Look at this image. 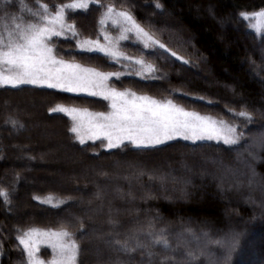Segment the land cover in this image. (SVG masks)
I'll list each match as a JSON object with an SVG mask.
<instances>
[{
	"label": "trees",
	"instance_id": "trees-1",
	"mask_svg": "<svg viewBox=\"0 0 264 264\" xmlns=\"http://www.w3.org/2000/svg\"><path fill=\"white\" fill-rule=\"evenodd\" d=\"M18 1L11 9H17ZM23 2L35 5V0ZM42 2L51 6L67 0ZM100 3L105 7L90 3L88 10L69 13V22H75L82 36L102 38L101 13L114 4L129 11L183 60L159 48L144 49L130 39L119 42L123 57H142L153 66L150 76H139L132 69L124 72L121 61L104 53L79 50L75 39H54L61 56L122 73L111 79L119 89L170 99L186 109L238 124L242 119L234 118L228 109L243 107L253 113L252 122L242 128L245 139L231 146L176 138L154 146L105 148L99 141L78 143L68 130L69 115L50 109L62 105L103 112L108 110L107 100L53 88L0 87V101L21 103L29 98L39 103L36 112L41 118L57 119L61 127L56 149L50 148L53 139L43 141L40 128L33 127L28 133L32 148L20 152L27 155L22 160L12 145L21 144L23 135L14 138L0 128V187L8 190L11 200L5 204L0 198V264L23 262L16 231L29 226L64 227L74 233L81 248L78 264H114L117 257L121 264H129L128 257L114 251L118 246L109 241L149 224L155 230L165 229L174 247L179 237L181 252H196L195 264H240L242 257L256 258L250 264H264V44L239 17L241 11L264 8V0H160L163 9L154 7L155 0ZM35 150L42 155L52 152L48 155L54 162L47 168L34 164ZM23 178L43 185H25ZM45 196L65 203L54 207L35 199ZM15 207L19 210L14 219L5 209ZM110 219L118 223L112 225ZM135 257L131 264H139V253Z\"/></svg>",
	"mask_w": 264,
	"mask_h": 264
},
{
	"label": "snow or ice",
	"instance_id": "snow-or-ice-1",
	"mask_svg": "<svg viewBox=\"0 0 264 264\" xmlns=\"http://www.w3.org/2000/svg\"><path fill=\"white\" fill-rule=\"evenodd\" d=\"M91 2L105 7L100 0ZM35 5L29 7L23 0H19L21 10L29 13V17L25 18L23 15H15L8 11L16 6V0H0V86L15 88L24 84L46 85L109 100L111 102L109 112L93 113L87 109L62 105L50 109L67 113L72 118L73 123L68 130L75 134V138L81 144L86 140L95 141L102 137L107 141L103 145L106 148L118 147L125 140L137 146H154L179 136L193 141L217 140L231 146L245 139L242 128L253 119V113L247 108L242 107L239 111L228 109L234 118L242 119V124L236 123L235 120L229 122L210 115L186 111L171 100L162 103L148 96H137L128 89L118 91L116 88L108 87V77L119 78L121 75L119 72H98L94 68H86L58 57L54 38L60 37L66 40L76 39V46L88 52L99 51L113 59L122 55L116 51V43L107 36L106 45H100L98 41L90 39L83 41L78 39L80 33L75 22H69L68 15L75 10H88L90 0H67L51 6L42 0H35ZM154 7L163 9L164 5L160 0H155ZM239 17L248 22L247 27L252 29L254 35L260 37V43L264 44V8L241 11ZM108 21L121 28L119 39L126 40L128 37L124 33L134 32L146 48L156 44L164 47L141 27L129 11L118 10L114 4L106 6L99 23L104 25ZM172 55L176 56V53L172 52ZM127 59L131 60L132 57ZM180 59L183 60V57ZM138 63L143 65V61ZM148 70L151 71L152 66H149ZM6 123H11L15 127L18 122L8 120ZM261 147H264V144H261ZM0 198L5 204L11 203L6 188L0 187ZM35 199L54 207L65 203L64 199L54 200L52 196ZM109 223L116 225L118 222L110 219ZM80 229H84L83 222L80 223ZM18 231L21 234L17 239L27 253V264H78L81 248L74 238V233L66 228L61 227L54 231L28 227ZM115 235L121 234L116 232ZM109 243L118 246L114 251L125 254L129 264L135 261L136 253L140 256L139 264H195L198 259L196 252L191 249L180 251L179 237L174 247L168 239L166 230H155L153 224L130 228L122 239H114ZM39 244H47L52 249L51 260L46 261L37 256L40 251ZM157 246H160L159 250ZM114 264H121L119 257Z\"/></svg>",
	"mask_w": 264,
	"mask_h": 264
},
{
	"label": "rangeland",
	"instance_id": "rangeland-1",
	"mask_svg": "<svg viewBox=\"0 0 264 264\" xmlns=\"http://www.w3.org/2000/svg\"><path fill=\"white\" fill-rule=\"evenodd\" d=\"M90 3H92L91 0H90ZM28 6L29 7H35L36 5H28ZM118 10L123 11L125 9H118ZM8 11L13 13V14H15V15H23L25 18L29 17V13L26 10L25 11L21 10V8L19 6V3H18V7H17L16 10H13V9L10 8V9H8ZM105 11H106V8L103 9V11L101 13V16L103 15V13ZM100 28H101L100 34L102 35V38H99V39L92 38L91 39L89 37H84V36H82L80 34L78 39H80L81 41H83L84 39H90L92 41H98L100 45H106L108 43V40H106L105 37L107 36L109 40H112L114 43H116V51L119 52V53H122L121 49H120V46H119V42L122 41V39H119V37L121 35V31H122L121 28L119 26L113 25L111 23V21L106 22L104 25L100 24ZM144 30L149 32L145 28H144ZM149 34H151L155 40H158L160 42V44H163L153 33L149 32ZM124 35H126L128 37L127 39L132 40V42H135V43L141 45L144 49L159 48V49H162V50H165V51L169 52L172 55V51H170L167 47H165L164 44H163L164 45L163 48H161L159 46V44L152 45L151 47L146 48L144 46L143 41L138 39L134 32H127V33H124ZM60 38H64V37H60ZM78 49L82 50L80 48H78ZM82 51H85V50H82ZM92 52H99V51H92ZM100 53H102V52H100ZM56 55L58 57L63 58L64 60L69 61V62L78 63L76 61L68 60V59L64 58L63 56H61L58 53L57 50H56ZM125 56H127V55H125ZM128 57H132V59L129 60V59H127V57L124 58L123 57V53H122L121 56H118L116 59H113L111 57L110 58H111V60H114V61H121L122 64H124V69H125L124 72L125 71L128 72L130 69H132L135 73H138V72L142 73L141 75H139V76H142V77L150 76L152 74L153 69L151 71L148 70L149 66H152V65L149 64L148 62H146L142 57H135V56H128ZM174 57L181 58V56L178 55V54H176V56H174ZM138 61H143V65L138 63ZM248 63L251 66L252 62L248 61ZM78 64H80V63H78ZM81 65L83 67H86V68H94V67L87 66V65H84V64H81ZM152 68H153V66H152ZM94 69H96V68H94ZM96 70L98 72L113 73L112 71H101V70H98V69H96ZM112 77H114V76L108 77L107 86L110 87V88H116L118 91H124L125 89H119V88L115 87L111 83ZM24 85L32 86V87H38V88H50V87H47L46 85H43V86L42 85H31V84H24ZM20 86H23V85H20ZM0 87H10L11 88V86H0ZM53 89H58V88H53ZM58 90H62V89H58ZM63 91H65V90H63ZM131 92H133V91H131ZM69 93H71V92H69ZM134 93H136V92H134ZM76 94L89 95L88 93H76ZM136 95L137 96H147V95H143V94H139V93H136ZM96 97H100V96H96ZM148 97H151V96H148ZM100 98H103V97H100ZM151 98H153V99H155V100H157L159 102H162V103L170 100V99H159V98H154V97H151ZM107 103H108V110L107 111H103V112L111 111V106H110L111 102L109 100H107ZM173 103H175V102H173ZM178 106H180V105H178ZM37 107H39V103L38 102L35 103L34 101L30 100L29 98H27L26 100L21 99V103H17V102H14V101L13 102H8V101H4V100L0 101V117H2V121L0 123V128L5 130V132L7 130V132H6L7 135L8 136H12L14 138H18V137L23 135L22 138H20V139H22L21 140V142H22L21 144H18V143L15 142L12 145V147L16 150L17 153H20L22 150L24 152L31 151L32 139L30 138L28 133L33 127L40 128V130H41L40 136H42V140L43 141L50 142L53 139L51 141L52 142L51 143V147H50L51 149L52 148L56 149L55 146L60 144V140H61L60 129H61V127L58 126V125H60L59 121L57 119H49L48 118V120H45V119L41 118V115L36 112V110L38 109ZM70 107H73V106H70ZM75 108L87 109V108H82V107H75ZM182 108L185 109L186 111L195 112L193 110H189V109H186L184 107H182ZM87 110L89 112H93V113L102 112V111H94V110H91V109H87ZM29 113H31V114H29ZM200 114L201 115H208V114H202V113H200ZM210 116H212V115H210ZM216 119H220V118H216ZM8 120H16L18 123L14 127L11 123H6V121H8ZM71 122L73 123L72 118H71ZM21 124L23 125V127H20ZM43 130L44 131L47 130L46 133H44ZM73 135H74V139L78 143H80L79 140H77L75 138V134L74 133H73ZM176 138L184 139L183 137H179V136L175 137L173 139H176ZM37 140H39V138ZM184 140H188V141H191V142L204 141V140L193 141V140H190V139H184ZM205 140H207V139H205ZM89 141H92V140H86L85 143L89 142ZM95 141H99L102 146L107 143V141L104 140L102 137L100 139L95 140ZM102 141H103V143H102ZM167 141H169V140H167ZM167 141H164L163 143H165ZM215 141H217V140H215ZM219 142H222V141H219ZM40 143H37V144H40ZM255 143H256V141H255ZM255 143H254V140H253V144H255ZM37 144L34 145V148L37 146ZM124 144H129V145H133V146H136V147H145V146H137V145L132 144L131 142H129L127 140H125L124 143L121 144L120 146H122ZM160 144H162V143H160ZM40 145L42 146V149L44 150V148L46 146L44 144H42V143ZM35 153L37 154V157L33 161L34 164L38 163V164H40V166L47 168L48 166H50L54 162V161H51L50 157H49V155L53 154L52 152L50 153L49 151H47V153L42 155V154H39L37 150H35ZM26 156L27 155L25 153L22 154V155L20 153V155L18 156V159L19 160H22V158L26 159ZM240 156L241 155H239L238 159H240ZM28 170L31 171V168H28ZM22 182L25 185H34V186H39V187H42V185H43V183H38L36 181L30 180V179H27V178H23ZM45 197H48V196H45ZM41 198H44V197H41ZM18 210H19V207H15V208H13L11 210H6L5 209V212H6V214L12 216L15 219L16 216H17L16 213H17ZM29 227H33V226H29ZM26 228H28V227H26ZM26 228H20V229H26ZM36 228H40V227H36ZM18 229L16 231V237H18V235L21 234L18 231ZM40 229H44V230L52 229V230L55 231V230H59L60 228H40ZM18 245L20 246V249L22 251L21 253L24 256V260H23V262L21 264H27V253L24 251L23 245H21L19 243V240H18ZM38 247H39L40 251L37 253V256L40 259H43V260H46V261L51 260V258L53 256L52 249L47 244H39ZM2 257H3V244L0 241V262L2 260ZM255 261H256V258L254 259V257H248V258H243L242 257L240 259V264H250V263H253Z\"/></svg>",
	"mask_w": 264,
	"mask_h": 264
}]
</instances>
